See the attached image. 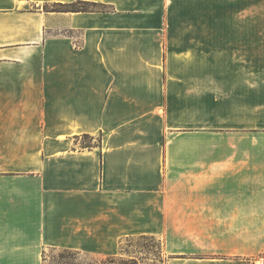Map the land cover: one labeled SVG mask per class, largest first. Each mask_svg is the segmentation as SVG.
Wrapping results in <instances>:
<instances>
[{"label": "crops", "instance_id": "1", "mask_svg": "<svg viewBox=\"0 0 264 264\" xmlns=\"http://www.w3.org/2000/svg\"><path fill=\"white\" fill-rule=\"evenodd\" d=\"M246 11L260 0H0V264L145 236L164 264H254L264 48L229 35Z\"/></svg>", "mask_w": 264, "mask_h": 264}, {"label": "rangeland", "instance_id": "2", "mask_svg": "<svg viewBox=\"0 0 264 264\" xmlns=\"http://www.w3.org/2000/svg\"><path fill=\"white\" fill-rule=\"evenodd\" d=\"M245 19L246 24H229L230 27L235 26L238 28H230L229 35H237L238 33V35L245 36H260L263 49L264 0H260V13H255L254 24H252L253 14L251 12L246 11ZM248 22L250 24H247ZM214 32L219 33V29H215ZM260 64V68L264 69L263 50ZM109 259H111V262ZM164 259L160 240L150 236L124 239L121 243L120 253L111 256L97 257L63 248H45L42 253V264H124V260L129 261L131 264H164ZM258 259H261L262 264H264V251L255 259L254 264H257Z\"/></svg>", "mask_w": 264, "mask_h": 264}, {"label": "trees", "instance_id": "3", "mask_svg": "<svg viewBox=\"0 0 264 264\" xmlns=\"http://www.w3.org/2000/svg\"><path fill=\"white\" fill-rule=\"evenodd\" d=\"M109 261L111 262V259H109ZM112 261H113V260H112ZM123 263H124V264H131L129 261H126V260H124Z\"/></svg>", "mask_w": 264, "mask_h": 264}, {"label": "bare ground", "instance_id": "4", "mask_svg": "<svg viewBox=\"0 0 264 264\" xmlns=\"http://www.w3.org/2000/svg\"><path fill=\"white\" fill-rule=\"evenodd\" d=\"M256 262H257V264H262V260L261 259H258Z\"/></svg>", "mask_w": 264, "mask_h": 264}]
</instances>
